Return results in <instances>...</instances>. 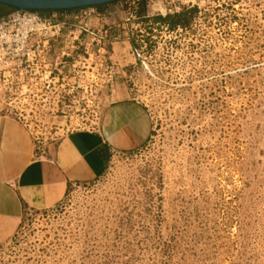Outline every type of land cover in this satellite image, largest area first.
Here are the masks:
<instances>
[{
  "label": "rangeland",
  "instance_id": "1",
  "mask_svg": "<svg viewBox=\"0 0 264 264\" xmlns=\"http://www.w3.org/2000/svg\"><path fill=\"white\" fill-rule=\"evenodd\" d=\"M192 3L175 29L132 0L38 12L75 33L8 73L0 114L38 150L124 98L152 132L57 207L27 210L0 264H264V0Z\"/></svg>",
  "mask_w": 264,
  "mask_h": 264
},
{
  "label": "crops",
  "instance_id": "2",
  "mask_svg": "<svg viewBox=\"0 0 264 264\" xmlns=\"http://www.w3.org/2000/svg\"><path fill=\"white\" fill-rule=\"evenodd\" d=\"M151 132L146 107L124 98L106 108L97 129H76L38 150L26 124L0 114V244L17 233L27 210L57 207L72 185L95 181L112 154L140 148Z\"/></svg>",
  "mask_w": 264,
  "mask_h": 264
},
{
  "label": "built area",
  "instance_id": "3",
  "mask_svg": "<svg viewBox=\"0 0 264 264\" xmlns=\"http://www.w3.org/2000/svg\"><path fill=\"white\" fill-rule=\"evenodd\" d=\"M143 0H132V4H139ZM147 6L153 10L148 16L174 15L183 9L194 6L192 0H177L173 5L170 3H159L154 8L152 0H144ZM153 7V8H152ZM62 26L53 23L51 19L40 16L35 11L16 10L0 18V92H5L8 73L12 70L19 71L24 63L33 61L35 63L41 52H49L54 43L75 32L65 34ZM42 150V149H41Z\"/></svg>",
  "mask_w": 264,
  "mask_h": 264
},
{
  "label": "water",
  "instance_id": "4",
  "mask_svg": "<svg viewBox=\"0 0 264 264\" xmlns=\"http://www.w3.org/2000/svg\"><path fill=\"white\" fill-rule=\"evenodd\" d=\"M116 0H0V4L19 11H54L74 8L94 7Z\"/></svg>",
  "mask_w": 264,
  "mask_h": 264
},
{
  "label": "trees",
  "instance_id": "5",
  "mask_svg": "<svg viewBox=\"0 0 264 264\" xmlns=\"http://www.w3.org/2000/svg\"><path fill=\"white\" fill-rule=\"evenodd\" d=\"M101 5V6H105ZM139 16L144 17L145 12H146V2L143 0L139 4ZM94 7H99V6H94ZM79 8H74V9H68V10H54L55 12H72L75 10H78ZM197 11V7H192V8H185L183 9L180 13L173 15V16H158L153 18L155 22H162V23H168L172 29H175L177 27H183L187 28L189 26V22L191 18L194 16V13ZM52 12L51 10L48 11H39L40 14H49Z\"/></svg>",
  "mask_w": 264,
  "mask_h": 264
}]
</instances>
